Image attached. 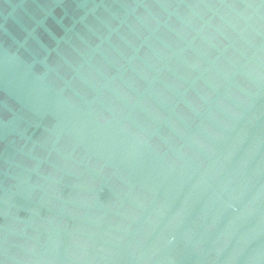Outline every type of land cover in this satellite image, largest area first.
I'll use <instances>...</instances> for the list:
<instances>
[{
	"label": "water",
	"instance_id": "water-1",
	"mask_svg": "<svg viewBox=\"0 0 264 264\" xmlns=\"http://www.w3.org/2000/svg\"><path fill=\"white\" fill-rule=\"evenodd\" d=\"M0 264H264V0H0Z\"/></svg>",
	"mask_w": 264,
	"mask_h": 264
}]
</instances>
